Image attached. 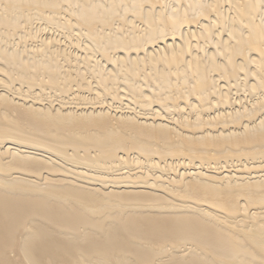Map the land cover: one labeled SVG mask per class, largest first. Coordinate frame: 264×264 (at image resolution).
I'll list each match as a JSON object with an SVG mask.
<instances>
[{
	"label": "bare ground",
	"instance_id": "bare-ground-1",
	"mask_svg": "<svg viewBox=\"0 0 264 264\" xmlns=\"http://www.w3.org/2000/svg\"><path fill=\"white\" fill-rule=\"evenodd\" d=\"M0 264H264V0H0Z\"/></svg>",
	"mask_w": 264,
	"mask_h": 264
}]
</instances>
